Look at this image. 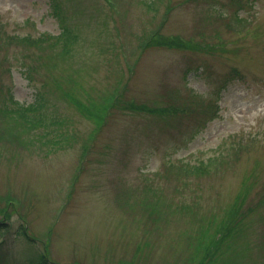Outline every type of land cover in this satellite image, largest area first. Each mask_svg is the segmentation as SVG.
I'll use <instances>...</instances> for the list:
<instances>
[{"label": "rangeland", "instance_id": "1", "mask_svg": "<svg viewBox=\"0 0 264 264\" xmlns=\"http://www.w3.org/2000/svg\"><path fill=\"white\" fill-rule=\"evenodd\" d=\"M234 4L0 0V91L29 103L60 76L48 110L74 136L40 150L2 134L0 220L11 232L25 225L58 264H199L242 200L258 257L246 264H264L253 246L264 241V0L240 19ZM57 14L76 34L69 55L49 44ZM67 88L109 103L102 120L57 95Z\"/></svg>", "mask_w": 264, "mask_h": 264}, {"label": "trees", "instance_id": "2", "mask_svg": "<svg viewBox=\"0 0 264 264\" xmlns=\"http://www.w3.org/2000/svg\"><path fill=\"white\" fill-rule=\"evenodd\" d=\"M249 1L234 0L236 7L233 17L240 19L238 10L243 9ZM58 17L62 28L57 35L51 36L53 41L49 44L53 47L56 44H59L58 46L62 45L64 53L67 55L70 51L71 44L76 41V34L63 22L60 15ZM40 39L43 40L44 37L40 36ZM20 40L25 43L26 38L21 37ZM159 42L162 41L159 40ZM147 43L154 45L152 35L150 40L145 44ZM60 78V76H55L51 81L43 78L42 83L34 88L33 97L29 103H22L23 101L20 102V100L16 99L10 86L1 90L0 123L3 133L0 132V138L2 134H5L8 139L14 140L27 149L37 146L41 150L48 148L46 146L49 145L50 148L48 149L55 150L67 144L74 136L64 132L66 128L65 119L61 118L54 111L48 110V107L51 106L53 88L55 89L57 86H60ZM67 78L70 84H74V77L72 75H68ZM57 95L61 98L67 97L83 114L91 115L99 120H102L104 110L109 107V103L92 106L87 105L81 100L74 98L75 92L71 88L63 89ZM106 100L110 101L111 98ZM140 107L145 108L143 106ZM149 110H151L147 111L149 113L155 110V116L157 118L153 119L154 121L163 120L159 119L163 118L164 115L158 109ZM53 130L55 132L52 133ZM1 146L3 147L4 144H1L0 148ZM157 191L151 190L152 197L160 199V197L155 196ZM251 211V208H243L242 200H237L232 227L227 230L223 226L218 227V230L223 232L222 239L225 241L219 245L215 252L207 253L199 264H246L258 258L250 253V242L247 240L249 234L252 233V224L248 217ZM3 218L4 220H0V232L3 234L0 239V264H58L49 259L44 252L35 246L34 239L27 234L25 225L20 223L11 232V227L7 223L8 217L4 216ZM260 218L264 220V214ZM242 240L245 243V247L241 244ZM253 246L257 247L258 251L261 249L264 251V241L262 247H258L256 244Z\"/></svg>", "mask_w": 264, "mask_h": 264}]
</instances>
